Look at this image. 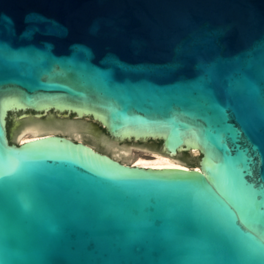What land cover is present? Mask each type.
I'll use <instances>...</instances> for the list:
<instances>
[{
    "label": "water",
    "instance_id": "1",
    "mask_svg": "<svg viewBox=\"0 0 264 264\" xmlns=\"http://www.w3.org/2000/svg\"><path fill=\"white\" fill-rule=\"evenodd\" d=\"M0 264H264V0H0Z\"/></svg>",
    "mask_w": 264,
    "mask_h": 264
},
{
    "label": "bare ground",
    "instance_id": "2",
    "mask_svg": "<svg viewBox=\"0 0 264 264\" xmlns=\"http://www.w3.org/2000/svg\"><path fill=\"white\" fill-rule=\"evenodd\" d=\"M37 136L32 137H25V138H19V142L23 143L25 141H28L32 138H35ZM150 159H145L148 157H140L135 158L137 159L133 165L137 166H143V167H151V168H163V167H183V164L180 162H176L175 159L169 158L167 155H156V156H149Z\"/></svg>",
    "mask_w": 264,
    "mask_h": 264
},
{
    "label": "rangeland",
    "instance_id": "3",
    "mask_svg": "<svg viewBox=\"0 0 264 264\" xmlns=\"http://www.w3.org/2000/svg\"><path fill=\"white\" fill-rule=\"evenodd\" d=\"M17 142H19V138L17 139ZM19 143H20V142H19ZM150 158H151V157L148 156V158H145V159H150ZM136 160H137V159L132 158V159H131V163H132L131 165H133L134 162H135ZM175 161H176V159H175ZM176 162H179V161H176Z\"/></svg>",
    "mask_w": 264,
    "mask_h": 264
},
{
    "label": "flooded vegetation",
    "instance_id": "4",
    "mask_svg": "<svg viewBox=\"0 0 264 264\" xmlns=\"http://www.w3.org/2000/svg\"><path fill=\"white\" fill-rule=\"evenodd\" d=\"M132 164V163H131Z\"/></svg>",
    "mask_w": 264,
    "mask_h": 264
}]
</instances>
